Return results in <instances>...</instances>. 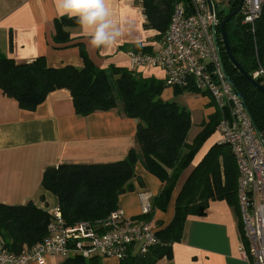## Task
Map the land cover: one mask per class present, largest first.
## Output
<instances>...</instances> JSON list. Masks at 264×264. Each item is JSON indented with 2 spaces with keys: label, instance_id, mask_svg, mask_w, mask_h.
I'll return each instance as SVG.
<instances>
[{
  "label": "trees",
  "instance_id": "16d2710c",
  "mask_svg": "<svg viewBox=\"0 0 264 264\" xmlns=\"http://www.w3.org/2000/svg\"><path fill=\"white\" fill-rule=\"evenodd\" d=\"M176 1L136 0L142 6L145 28L157 32L156 41L168 29ZM238 4L239 0H229L227 13L217 9L219 21ZM77 25L75 19L66 16L57 19L54 42L68 46L71 38L65 28ZM225 32L229 51L245 72L252 77L259 68L264 70V11L253 28L242 24L238 14L225 24ZM219 42L224 69L242 96L256 127L264 132V93L255 89L235 68L221 37ZM75 45L84 62L81 68L70 65L49 67L43 56L29 63H16L0 53V90L24 110L32 111L51 92L66 89L75 113L80 117L116 110L119 115L136 120L135 146L123 160L62 163L45 168L41 190L56 198V207L65 224L72 226L80 221L93 222L107 217L117 208L118 197L133 190L131 180L137 161L163 185L152 199L150 210L137 219L151 222L153 211H165L181 180L182 185L175 198L171 222L156 230L157 242L145 253L129 247L120 264H155L163 257L170 258L172 244L183 238L188 218L203 215L212 200H225L238 217V171L229 146L217 138V142L209 144L201 159L192 165L216 132L219 114L215 111L208 115L189 141L191 113L175 100L161 98L165 89L163 79L144 76L136 68L127 66L99 68L87 56L81 42ZM130 51L151 53L152 48L135 45ZM255 80L264 86V76ZM174 92L179 95L186 91L174 89ZM51 215L31 201L24 205L0 203V237L4 247L18 254L41 241L47 234ZM61 264H99V258L73 255Z\"/></svg>",
  "mask_w": 264,
  "mask_h": 264
},
{
  "label": "crops",
  "instance_id": "0c3cea01",
  "mask_svg": "<svg viewBox=\"0 0 264 264\" xmlns=\"http://www.w3.org/2000/svg\"><path fill=\"white\" fill-rule=\"evenodd\" d=\"M108 7L113 19L129 28L114 47H90L79 25L65 28L71 45L62 47L53 39L56 20L61 17L56 12L55 0H0V53L16 63H29L43 56L49 67L81 68L84 62L75 45L81 42L90 60L103 69L110 65L131 67L128 52L135 45L150 46L152 52L158 49L157 32L145 28L142 6L136 0H110ZM167 90L161 98L175 100L190 113L201 105H212L198 97H185L186 92L175 95L174 89ZM213 112L214 108L206 114L202 112L206 118L198 124ZM135 133L136 120L123 117L116 110L78 116L66 89L51 92L32 111L20 108L0 90V203L24 205L31 201L52 213L57 200L40 186L46 167L123 160L135 146ZM207 148L197 154L192 165ZM131 181L133 190L118 197L117 207L127 216L138 218L146 209L150 210L152 199L163 185L140 161L135 164ZM181 185L182 180L173 190L165 211H153L150 223L157 231L171 222ZM239 224L231 205L225 200H212L203 215L188 218L183 238L172 244L171 257H163L155 264H251L241 250ZM63 260L55 257L45 264H61ZM99 264H120V260L105 257L99 259Z\"/></svg>",
  "mask_w": 264,
  "mask_h": 264
},
{
  "label": "built area",
  "instance_id": "2783aa9c",
  "mask_svg": "<svg viewBox=\"0 0 264 264\" xmlns=\"http://www.w3.org/2000/svg\"><path fill=\"white\" fill-rule=\"evenodd\" d=\"M212 5L210 12L207 0H177L158 49L129 51L128 56L132 68H160L165 88L208 95L219 114L218 140L229 146L237 165L241 250L251 264H264V132L256 127L224 69L220 21ZM262 11L264 0H242L241 23L253 28ZM258 76H264L262 68L252 75L254 79ZM51 214L46 236L18 254L7 250L0 237V264H45L51 258L73 255L121 260L129 247L145 253L157 242L150 222L127 216L119 207L104 219L72 226L65 224L57 207Z\"/></svg>",
  "mask_w": 264,
  "mask_h": 264
},
{
  "label": "clouds",
  "instance_id": "9594fccd",
  "mask_svg": "<svg viewBox=\"0 0 264 264\" xmlns=\"http://www.w3.org/2000/svg\"><path fill=\"white\" fill-rule=\"evenodd\" d=\"M110 0H55L59 16L75 19L88 44L94 49L114 47L129 31L123 22L113 19Z\"/></svg>",
  "mask_w": 264,
  "mask_h": 264
},
{
  "label": "rangeland",
  "instance_id": "374dc122",
  "mask_svg": "<svg viewBox=\"0 0 264 264\" xmlns=\"http://www.w3.org/2000/svg\"><path fill=\"white\" fill-rule=\"evenodd\" d=\"M228 2L229 0H213V3L215 4V6L217 7V9L219 11H223L224 13L228 12ZM137 72L142 73L144 76L147 77H154L156 79H161L162 76L164 75V72L158 68V67H149V66H142V67H137L136 68ZM169 91L170 88H167ZM189 93V94H188ZM185 97H198L200 99H202V101H210L208 98V95L205 94H200V93H192V92H186V94L184 93ZM213 106L211 105H206V106H199V108H197V110L192 111V120H193V124L192 127L190 128L189 132H188V140H192V138L195 136V134L198 132V128L200 127L198 124V121H200L201 119H205L206 115H202V112H204V114L211 112L212 111ZM217 140V133L215 132L214 135L207 141L205 146H209V144H213Z\"/></svg>",
  "mask_w": 264,
  "mask_h": 264
},
{
  "label": "water",
  "instance_id": "95a60500",
  "mask_svg": "<svg viewBox=\"0 0 264 264\" xmlns=\"http://www.w3.org/2000/svg\"><path fill=\"white\" fill-rule=\"evenodd\" d=\"M207 4L209 7V11L212 12L213 10V5L211 0H207ZM242 0H239L238 7L230 12L226 17H224L220 22H219V32L220 36L222 38L225 51L229 57V60L232 62V64L235 66V68L243 75V77L257 90L260 92L264 93V86L260 85L253 77H251L247 72H245L241 66L237 63V61L234 59V57L231 55L227 43V37H226V32H225V24L233 17L237 16L240 12Z\"/></svg>",
  "mask_w": 264,
  "mask_h": 264
}]
</instances>
